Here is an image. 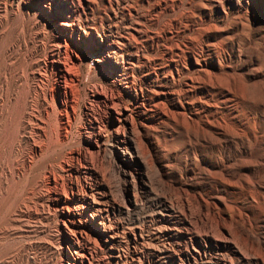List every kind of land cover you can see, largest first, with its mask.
Masks as SVG:
<instances>
[{"label": "rangeland", "instance_id": "1", "mask_svg": "<svg viewBox=\"0 0 264 264\" xmlns=\"http://www.w3.org/2000/svg\"><path fill=\"white\" fill-rule=\"evenodd\" d=\"M89 1L74 0L75 5L73 0H0V264H227L226 244L201 224L196 226L200 218L187 212L179 193L174 196L171 191L175 189L166 186L180 177L185 181L190 178L185 164L168 152L171 147L180 150V140L164 145L165 176L156 175L150 167L146 175L129 182L114 145L117 124L108 126V110L89 97L100 83L112 78L107 70L100 77L97 59L102 55L94 43L95 31L121 49L137 45L141 52L153 41L159 53L173 50L176 62L186 54L201 55L195 38L203 27L192 26L190 12L185 9L192 0ZM105 1H110V6L104 7ZM80 2L85 8L78 14ZM219 2L212 0L207 11L214 18L223 15ZM245 2L227 0L223 9L233 17L236 13L231 14V6ZM258 4L250 12H240L248 27L245 34L251 35L239 38L242 52L252 55L254 67L264 63V30H256L264 25V0ZM68 17L67 29H74L75 45L58 36L56 25ZM170 18L181 22L182 31L175 29L174 23L170 30L164 29ZM217 41L215 50H230ZM252 42L259 43L257 49L252 50ZM79 43L80 50L75 48ZM72 49L78 54L70 61L65 52ZM178 54L180 58H176ZM57 59L82 66L81 83L68 86L74 97L65 141L56 135L58 111L64 107V101L54 97L56 65L52 62ZM155 59L149 56L147 66L154 67ZM102 63L115 70L106 61ZM72 72L77 78L76 71ZM134 78L138 86L141 75ZM143 88L147 96L148 89ZM133 118L138 120L135 115ZM79 153L81 157L75 158ZM182 153L179 151L180 156ZM145 159L150 162L148 156ZM189 188L192 194L199 193L195 184ZM69 216L77 220L75 228Z\"/></svg>", "mask_w": 264, "mask_h": 264}, {"label": "bare ground", "instance_id": "2", "mask_svg": "<svg viewBox=\"0 0 264 264\" xmlns=\"http://www.w3.org/2000/svg\"><path fill=\"white\" fill-rule=\"evenodd\" d=\"M201 1L185 2L187 3L185 9L190 12L192 26L198 24L203 27L202 32L200 31L195 38L196 45L202 49L201 55L186 54L184 60L182 58L183 61L174 60L173 50L168 54L159 53V46L156 48L153 41L146 48L143 46L141 52L137 45L121 49L120 45L108 38L100 37L98 31H95L94 43L97 52L102 55L97 59L101 67L100 77L107 70V76L109 79L112 78L104 84L100 83L96 91L93 89L94 91L88 95L94 104L108 110V126L117 124L114 145L120 155L121 171L126 180L130 182L136 177H143L150 167L156 175L163 176L168 167L163 165L164 145L175 138L180 140V150L170 146L168 152L175 160L185 164L190 178L185 181L180 177L166 186L175 189L170 190L173 194L176 191L179 193L180 202L187 212L200 218L196 226L201 224L203 230L209 229L208 232L213 238H221L220 240L226 244L225 250L229 255L227 264H264V63L254 67L252 55H244L242 52L244 45L239 40L244 35L248 39L251 37L245 34L248 27L241 20L240 12L242 9L250 12L256 4L259 5V0H246L242 6L241 4L231 6V14L236 13L237 17L236 15L232 17L230 13L224 11L223 3L227 0H219L223 15L217 18L207 12L210 10L212 0ZM108 2H103V6H110L111 3ZM86 3L89 4L90 1L85 0L84 4ZM79 6L81 10H77L78 14L84 12L85 8L83 2L78 3ZM166 12L167 10L163 11V15ZM69 19L68 17L57 24L56 28L59 37L67 44L75 45L77 40L74 29L71 31L67 29L70 26ZM171 23L176 25L177 30L182 27L180 21L170 18L165 22L164 29L170 30ZM255 26H258L257 19ZM186 29L184 26L183 30ZM261 29L264 30L263 24L256 30ZM78 35L80 39L81 34ZM217 40L220 41L221 47L226 46L230 50H215ZM258 44L252 42V50L257 49ZM81 47L82 44L79 43L75 48L80 50ZM73 54L78 53L75 54L73 49L68 50L65 52V58L71 61ZM149 56L156 57L154 67H148ZM176 58H180L179 54ZM66 59L52 62L56 65L54 97H60L64 101V107L58 111L56 132L62 141L66 140L65 136L68 133V120L71 116L68 117V113L74 97L68 86L73 83L79 85L81 82L78 77L82 72L80 63L79 66ZM118 60H121V63L117 62ZM103 61L109 66L113 65L115 70L104 66ZM73 69L77 78L70 75ZM90 72L92 73V70ZM135 74L141 75L138 86L134 81ZM117 75L118 79L115 78ZM154 77L159 80H155ZM143 87L148 89L147 96L144 95ZM76 95L78 98V94ZM125 109L138 120L134 121L132 114H125ZM189 115L195 116L196 119ZM92 128L96 129V126ZM179 151H183L182 156L179 155ZM80 154L75 158L81 157ZM146 156L150 162H147ZM46 165L44 163L43 168ZM156 175L154 178H157ZM194 184L199 188L198 194L195 192L192 194L189 188ZM89 191V195H92L93 189L90 188ZM65 206L68 210V202H65ZM192 209L195 210V214L192 213ZM69 217L75 228L77 220Z\"/></svg>", "mask_w": 264, "mask_h": 264}]
</instances>
